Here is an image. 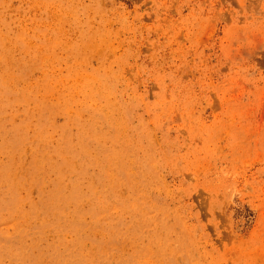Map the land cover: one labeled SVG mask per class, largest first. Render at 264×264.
I'll return each mask as SVG.
<instances>
[{"label": "rangeland", "instance_id": "rangeland-1", "mask_svg": "<svg viewBox=\"0 0 264 264\" xmlns=\"http://www.w3.org/2000/svg\"><path fill=\"white\" fill-rule=\"evenodd\" d=\"M0 264H264V0H0Z\"/></svg>", "mask_w": 264, "mask_h": 264}]
</instances>
